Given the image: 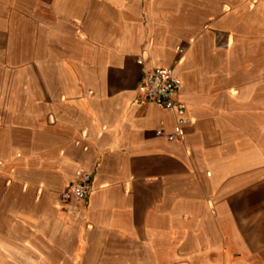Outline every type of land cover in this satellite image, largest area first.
Segmentation results:
<instances>
[{
	"label": "crops",
	"instance_id": "crops-1",
	"mask_svg": "<svg viewBox=\"0 0 264 264\" xmlns=\"http://www.w3.org/2000/svg\"><path fill=\"white\" fill-rule=\"evenodd\" d=\"M155 67L181 83L174 140L142 92ZM7 74L58 160L34 204L0 205V264H54L55 245L61 264H264V0H0ZM84 172L87 200L43 194Z\"/></svg>",
	"mask_w": 264,
	"mask_h": 264
},
{
	"label": "rangeland",
	"instance_id": "rangeland-1",
	"mask_svg": "<svg viewBox=\"0 0 264 264\" xmlns=\"http://www.w3.org/2000/svg\"><path fill=\"white\" fill-rule=\"evenodd\" d=\"M5 79V87L0 88V205L13 204L14 198H20L23 208H28L36 202L40 181L45 183L48 178L45 172L47 168L57 167L58 153L39 151L41 147L31 142L30 122L20 119L23 115L15 109L9 97L13 91L12 75H5ZM66 190V187H44L43 194L53 193L65 204L71 200L63 201ZM27 232L30 236L33 233L29 229ZM42 243L44 246L45 239ZM52 252L54 264H61V252L56 245ZM99 261L98 257L93 262L83 264H100Z\"/></svg>",
	"mask_w": 264,
	"mask_h": 264
},
{
	"label": "built area",
	"instance_id": "built-area-1",
	"mask_svg": "<svg viewBox=\"0 0 264 264\" xmlns=\"http://www.w3.org/2000/svg\"><path fill=\"white\" fill-rule=\"evenodd\" d=\"M180 87L181 83L173 67H155L144 74L141 82L143 95L148 102L176 113L174 130L167 134L169 140L182 137L185 134L184 126L190 121L186 115V105L179 98ZM157 133L164 132L158 130ZM90 179V174L82 173L75 182L68 185L63 194V201L67 202L72 197L79 201L87 200Z\"/></svg>",
	"mask_w": 264,
	"mask_h": 264
}]
</instances>
